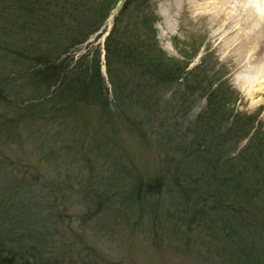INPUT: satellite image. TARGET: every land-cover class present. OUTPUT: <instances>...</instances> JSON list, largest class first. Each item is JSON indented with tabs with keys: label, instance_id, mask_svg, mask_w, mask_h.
I'll return each mask as SVG.
<instances>
[{
	"label": "rangeland",
	"instance_id": "374dc122",
	"mask_svg": "<svg viewBox=\"0 0 264 264\" xmlns=\"http://www.w3.org/2000/svg\"><path fill=\"white\" fill-rule=\"evenodd\" d=\"M195 1L118 0L97 26L87 20L94 15L93 9L102 12L103 0H89V7L76 14L75 22L62 16L58 6L38 11L34 24L38 28L51 22L62 25L49 35L56 48L61 46L56 53H61L58 61L64 59L60 73L81 66L98 70L107 87L103 112L100 106H87L88 101L74 111L68 109L61 102L64 94L50 95L40 75L27 70L38 68L36 60H31L33 52H22L32 36L19 29L23 23L8 26L6 20L7 14L31 12L27 5L36 0H7L9 5L2 6L0 27L7 25L8 32H0V245L5 246L0 247V264H21L15 251L8 250L17 246L28 252V245L38 255L30 258L35 264H236L235 245L226 242L230 235L224 237L231 215V203L224 200L232 191L228 195L220 191V202L210 200L201 208L199 190L210 191L212 166L206 163L203 180L197 181L184 168L181 148L192 133L196 136L194 132L206 126L197 120L206 103V95L200 93L218 76L237 93L235 112L250 115L253 123L233 154L248 145L252 133L255 149L250 156L254 158L259 149L262 154L264 74L253 60L246 73L239 72L238 50L226 49L232 35L227 31L220 35L219 22L202 4L203 8L191 6ZM147 11L157 18L155 41L174 60L166 65H185L186 72L169 85L154 82L148 88L141 73L116 74L109 68L110 79L105 60L101 61L106 33L116 22L120 31L129 24L132 35L133 22ZM83 26L85 32L98 29L72 46L84 31L74 38L76 32L71 29ZM141 33L143 42L147 37ZM188 54L195 55L186 59ZM109 79L132 87L122 101L118 99L116 112ZM33 98L44 104H32L34 113L42 116L35 123L25 113ZM174 112L178 115L173 116ZM170 119L173 126L168 128ZM221 121L212 117L210 137L215 128L220 135L230 129ZM248 127L230 135L219 151L229 155L230 140L243 136ZM176 130L181 134L174 135ZM154 180L153 185L147 184ZM252 225L244 229L248 228L264 262V215L258 212Z\"/></svg>",
	"mask_w": 264,
	"mask_h": 264
},
{
	"label": "trees",
	"instance_id": "16d2710c",
	"mask_svg": "<svg viewBox=\"0 0 264 264\" xmlns=\"http://www.w3.org/2000/svg\"><path fill=\"white\" fill-rule=\"evenodd\" d=\"M25 1L26 0H24V2ZM58 2H55V0H36V2L27 5L31 12L26 13L24 16L22 13L21 16L17 13H12L11 15L7 14L10 18H8L6 22L8 26L14 27H17V24L19 25L18 22H21L23 24L19 29L27 30L31 34L32 37L30 40L24 42L26 50H22V52H24L23 55H28L30 52H33L31 54V60H36L38 68L34 65L27 70H31L36 76L40 75L42 79L41 85L45 87V90H47L50 95L54 92H57L56 94H64L61 97L63 99L61 102H65L66 107H68V109L73 108V111L76 110L78 105L85 104L86 101H88L89 103L87 106H100V109L103 112L106 109L105 106L108 104V100L106 102L105 98L107 87L102 84V79L99 76L98 70L97 72H91L90 66L88 69L84 67L82 68L81 66L80 69L72 68L70 70H64V74L60 73L59 71L60 68H62L61 64L64 59L61 58V61H58L60 60L61 53H56L60 50L61 46L56 48V41L53 42L49 35L53 34L56 29L61 30L62 25H58L54 22L45 24V26L39 28L37 25H34L38 22L35 21V16L38 17L39 12L43 10L50 11L51 8L54 9L55 6H58L62 16H68L69 20L75 22L77 19L76 14L87 9L90 5L89 0H61ZM117 2L118 0H103L99 6L100 9H102V12L97 11V13L96 9H93L94 15H92L87 22L94 21L97 26L98 22L106 19ZM10 4H16V2ZM5 5H9L7 0H0V14H3L2 6ZM147 13L148 12L141 13L137 16L138 19L132 24L134 25V32H132V35L129 33V24L124 25V31L118 29L116 22L113 24L103 44L105 52L104 58L107 68L106 72L108 73L107 75L110 76L109 68H112L116 74L117 72L119 74L124 71L136 74L141 73L142 76H144V80L147 79V88L154 82H162L169 85L173 83L174 80H179L181 78L180 76L183 72H186L185 69L187 66L184 64V66L178 64L166 65L169 63L168 61L172 62L174 60L167 57L158 46L157 41H155V31L151 24L152 19L154 18L150 13ZM29 14H31V16H29ZM51 21H54V19ZM6 26L7 25L0 27V32H8ZM50 27H52V29ZM97 29L98 28L88 29L87 32H85L86 27L84 26L82 29L73 27L71 32H76L77 35H75L74 38L79 37L83 31L82 36L84 35V37L81 39L82 36H80L75 42L72 41V46L87 40L88 36ZM141 31H143L147 37L146 40H143L144 43L139 40L142 38ZM194 55L188 54L186 59H190L191 57H194ZM97 58H99V51ZM179 63L182 64L180 61ZM165 78H168V80ZM110 79L109 82L112 85L111 88H113V94L116 95V97H112L117 99L114 107V111L116 112V109L118 108V99L121 100V97H126L125 93H129V90L132 87L127 83L116 84L118 85V87H116L113 80ZM212 83L215 84L216 87H213ZM137 84L140 85L141 82ZM55 89L57 90L55 91ZM200 94L206 95V103L205 110L197 116V120L199 121V124L204 122L206 126L199 127L194 132L196 136L191 131L187 130L190 134L192 133V136L186 142L184 141L185 144L184 146L182 145L181 148V160L184 168L188 174H195L194 176L196 180L199 181V179L203 180L205 164L207 163L212 166V168L208 170L211 172L210 191L199 190V205L202 208L203 206L205 207L206 203L210 200H213L214 203L220 202V200H218L221 198L219 197L220 191H222V193L225 191L227 195L232 191L231 196L224 200V204L227 202L231 203V215L227 217V220H229V224L226 225L227 233H224V237L230 236L228 239L225 238L227 240L226 242L235 245L233 251L236 255V264H264L259 258L260 250L255 241H252L250 235H248V228L246 230L244 229V227L252 225L258 216V212L264 215V151L262 154H259V149L255 151L257 154L253 156L254 158L250 156L255 149V147H251L252 141L255 139L254 134L252 133L249 136L248 145L246 144L241 149L239 148L240 150L236 152V154H233L242 138L248 136L253 128L251 116H239V113L235 112L234 105L236 102V96L234 94L237 95V93L231 89L221 77L218 78L217 76L215 79H212L209 86ZM34 99L35 98L32 100ZM25 102H30V100ZM38 102H40V104H37L36 100H34L31 104H28L31 106L26 107L25 113L29 117V121L32 123H35L42 117L39 112H36L38 115L36 116V113H34V106H32V104L44 105L41 104L43 101L38 100ZM125 103L126 105H131L128 101H125ZM177 111L180 113L182 110L179 109ZM175 112L173 113V116L174 114L176 116L178 115V113ZM211 116L217 117L218 120H222L221 122L226 123V125L229 124L230 129L226 128L225 132L221 134L226 136V140L222 138L220 130L216 128L214 130V136H209L210 132L208 129L212 130L213 128V126L210 125V121L212 120ZM171 121L172 119L167 123L168 128L173 126L170 124ZM214 121L217 122V119H214ZM245 125H249V127L246 129L243 136H236L233 140H230L231 146L226 148L229 155H227L226 151H219L221 144H224L230 135L232 137L233 133H238L240 130L243 131ZM193 130L195 129L193 128ZM176 132L180 133L176 130L174 135L178 134ZM182 136L186 137L184 133H182ZM219 136L221 140H219ZM262 138L263 137L260 139ZM191 171L193 174H191ZM154 182L156 181L154 180L147 184L153 185ZM193 184L196 186L194 182ZM260 198L261 201L259 200ZM258 202H260L259 205H261L259 207ZM186 203H189V201H186ZM224 204L220 203L219 206H223ZM235 226L240 230L235 229ZM13 239L15 238L13 237ZM17 240L18 242L25 244L20 238H17ZM26 247H28V252H26L24 248L19 249L15 247L16 251L14 253L17 254L23 262L28 263L30 258L33 259L38 255L33 251L34 248L32 245ZM36 264L46 263L37 262Z\"/></svg>",
	"mask_w": 264,
	"mask_h": 264
},
{
	"label": "bare ground",
	"instance_id": "6f19581e",
	"mask_svg": "<svg viewBox=\"0 0 264 264\" xmlns=\"http://www.w3.org/2000/svg\"><path fill=\"white\" fill-rule=\"evenodd\" d=\"M191 6L207 10L219 22L220 35L225 31L232 35L226 49L238 50L239 72L246 73L257 61L264 74V0H196ZM235 82L242 85L237 78Z\"/></svg>",
	"mask_w": 264,
	"mask_h": 264
}]
</instances>
